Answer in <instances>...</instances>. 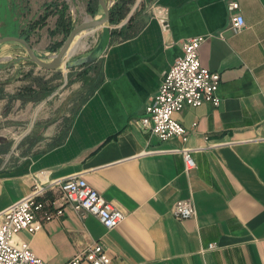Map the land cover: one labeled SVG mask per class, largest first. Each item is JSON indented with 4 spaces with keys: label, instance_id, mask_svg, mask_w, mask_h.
Returning <instances> with one entry per match:
<instances>
[{
    "label": "crops",
    "instance_id": "crops-1",
    "mask_svg": "<svg viewBox=\"0 0 264 264\" xmlns=\"http://www.w3.org/2000/svg\"><path fill=\"white\" fill-rule=\"evenodd\" d=\"M89 1L0 0V38L30 33V42L54 53L48 43L65 37L51 34L58 21L75 25L78 8L87 11ZM230 1L239 2L237 11H229ZM128 8L104 54L75 63L97 67L98 80L65 134L56 142L37 138L29 149L12 145L6 151H13L11 159L16 150L22 156L0 165V213L28 195L35 180L81 176L126 218L108 230L95 215L66 207L64 217L13 241H27L47 264H66L95 242L111 264H264V0H134ZM237 14L245 24L235 32L230 23ZM197 36L203 66L221 75V104L175 113L187 140L162 141L140 120L184 42ZM20 48L15 41L0 44V120L10 116L7 108L26 114L33 106L31 99H13L28 86L20 73L59 71H25L19 65L24 57L14 53ZM182 149L191 151L195 169L186 171ZM183 199L193 203L194 218L174 216V203Z\"/></svg>",
    "mask_w": 264,
    "mask_h": 264
},
{
    "label": "built area",
    "instance_id": "built-area-1",
    "mask_svg": "<svg viewBox=\"0 0 264 264\" xmlns=\"http://www.w3.org/2000/svg\"><path fill=\"white\" fill-rule=\"evenodd\" d=\"M230 12L239 9V2L228 3ZM245 24L241 14L232 16L230 27L240 31ZM203 38H190L184 42L183 54L165 73L164 79L145 108L141 118L143 128L166 141L172 137L187 140V130L173 115L186 107H198L203 104L219 106L218 95L221 75L203 66L199 58V49ZM184 157L186 171L196 168L192 153L188 149L180 151ZM31 192L18 202L0 213V264H47L32 250L27 241L15 243L13 240L22 231L35 234L43 224L52 219L64 217L66 207L72 208L82 216L95 215L106 229H114L126 218L110 201L92 188L81 176H71L57 182L41 183L35 180ZM174 216L179 220L194 218L197 214L189 200L176 201L172 207ZM216 244L208 249H215ZM104 245L91 244L80 251L66 264H111Z\"/></svg>",
    "mask_w": 264,
    "mask_h": 264
},
{
    "label": "rangeland",
    "instance_id": "rangeland-1",
    "mask_svg": "<svg viewBox=\"0 0 264 264\" xmlns=\"http://www.w3.org/2000/svg\"><path fill=\"white\" fill-rule=\"evenodd\" d=\"M106 2H108L110 8L116 4V0H106ZM103 15V9L100 4L98 13L95 16L90 15L88 9L86 11V8L82 4L81 7L78 8L77 20L79 22L77 21L78 23L75 25L73 24L72 26L75 27L88 20L102 19ZM124 20L126 19H123L118 24H110L111 32L117 31V27H121V23H123ZM102 35V28H96L94 31L81 35L75 41V48L73 49L72 54H70V57L65 58L64 60L66 66L60 68L59 71L57 70V73L49 76H37L33 74L26 76L25 73H20L22 74L21 77L28 78L27 85L29 87L32 86L36 93L33 94V106L29 112L22 114L14 107L12 110L7 108L10 112V116L6 119L0 120V165L6 159L13 161L22 156V154L16 150L17 156L12 157L11 159L10 153L13 151H6H9V149L12 148V145L14 146L17 144V149H19L20 145L24 146L26 143V147L29 149L30 144H32L37 138H48L55 140L54 142H56V140L60 139L59 137L65 134L69 128L70 121L79 109L78 107L85 98L90 95V90H92V87L98 80L97 67L90 70V66H76L75 63L81 57L89 56V54H92L98 48L97 46ZM67 38L68 37H64L62 43H64ZM37 43L38 42L35 39L30 42L32 47L39 49L38 53L41 55L42 59H48L58 54L62 46L58 47L59 49L57 52L46 53L44 43L43 46H40ZM48 44L47 48L54 43ZM23 48L14 49L16 56L24 57L19 65H22V68H24L25 71H28L30 68L38 67L36 64L33 62L31 63V61L28 60V55L25 51L26 49ZM85 70L89 71L83 76ZM14 72L10 73L6 79L12 77ZM4 79L5 78L0 74V82L4 81ZM43 101L45 102L42 103ZM35 106H39L38 111L36 110L37 112H35ZM47 145L40 146L39 149H44Z\"/></svg>",
    "mask_w": 264,
    "mask_h": 264
},
{
    "label": "water",
    "instance_id": "water-1",
    "mask_svg": "<svg viewBox=\"0 0 264 264\" xmlns=\"http://www.w3.org/2000/svg\"><path fill=\"white\" fill-rule=\"evenodd\" d=\"M101 8L103 9L104 15L102 16V19H94V20H88L84 23H81L75 27H73L72 31L70 32L68 38L65 40V42L62 44L61 49L59 50V53L52 56L49 59H42L39 57L31 46L30 42L26 41L24 38L13 36V37H2L0 38V44H3L5 42H18L20 43L24 49H26L28 60L36 64L42 69H49L57 71L60 68H63L66 66V63H64L65 58H67L68 51L70 50V46L73 43L74 39L78 34L81 32L88 30L90 28H102L103 29V35L102 38L98 44V48L91 54L89 57V60H94L96 58L101 57L104 52L108 49V46L111 42L112 38V32H111V26H110V7L108 2L106 0H98Z\"/></svg>",
    "mask_w": 264,
    "mask_h": 264
},
{
    "label": "trees",
    "instance_id": "trees-1",
    "mask_svg": "<svg viewBox=\"0 0 264 264\" xmlns=\"http://www.w3.org/2000/svg\"><path fill=\"white\" fill-rule=\"evenodd\" d=\"M134 0H117L116 4L110 8V24H118L119 22H121L123 19H125L128 13V6L130 4H132ZM62 13L60 15V17H63L65 15V11L67 8L63 7L62 8ZM88 12L92 15L95 16L98 13L99 10V2L98 0H90L89 4H88ZM48 14H45L42 16V18H40V22L39 24L45 22L46 18H47ZM32 27V26H31ZM30 27V29H32ZM73 26L72 24L69 23H65L63 22V18L60 19V21H58L57 24V29L54 32H51V34L56 35L58 34L59 31H61L62 33H64L65 37H68L70 32L72 31ZM24 39L28 42H30V33H24ZM63 43L62 42H58V44L55 45H51L48 47V49L51 52H57L58 51V47H60ZM32 63V62H31ZM88 64H85L84 66H87ZM89 71V70H88ZM87 70L84 71L83 76L86 75L88 73ZM36 93L35 90H33L32 86H26L22 89H20V91H18V93L15 94V98H20L22 101H27V100H32L33 98V94ZM1 91H0V97H1Z\"/></svg>",
    "mask_w": 264,
    "mask_h": 264
},
{
    "label": "bare ground",
    "instance_id": "bare-ground-1",
    "mask_svg": "<svg viewBox=\"0 0 264 264\" xmlns=\"http://www.w3.org/2000/svg\"><path fill=\"white\" fill-rule=\"evenodd\" d=\"M95 29H96V28H90V29H88V30H85V31L81 32L80 34H78V35L76 36V38L74 39L73 43H72L71 46H70V50L68 51L67 58L70 57V52H71V50H72L73 47H74V43H75V41H76L81 35H83V34H85V33H87V32H90V31H94Z\"/></svg>",
    "mask_w": 264,
    "mask_h": 264
}]
</instances>
